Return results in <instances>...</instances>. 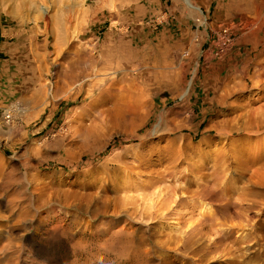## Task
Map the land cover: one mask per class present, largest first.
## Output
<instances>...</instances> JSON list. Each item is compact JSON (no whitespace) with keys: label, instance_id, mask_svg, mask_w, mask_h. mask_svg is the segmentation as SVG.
I'll return each mask as SVG.
<instances>
[{"label":"rangeland","instance_id":"374dc122","mask_svg":"<svg viewBox=\"0 0 264 264\" xmlns=\"http://www.w3.org/2000/svg\"><path fill=\"white\" fill-rule=\"evenodd\" d=\"M178 1L192 31L214 3L220 27L210 18L208 30L228 28L252 46L243 89L224 76L207 91L191 49L195 35L169 55L135 39L123 16L146 0H0V84L14 94L0 109V264H264V115L259 130L254 124L264 113V0H191L197 12ZM47 81L53 96L42 88ZM140 96L144 107L135 110ZM157 183L166 197L175 193L164 218L139 214L121 234L133 233L137 262L98 249L74 255L76 243L102 244L123 229L124 214H86L75 223L63 212L44 231L28 232L21 211L6 206L23 210L31 193L44 192L42 213L80 204L95 210L131 196L129 186ZM201 185L231 199L227 215L201 198ZM101 223L111 230L97 234ZM213 227L222 237L211 235L197 250L194 242Z\"/></svg>","mask_w":264,"mask_h":264},{"label":"bare ground","instance_id":"6f19581e","mask_svg":"<svg viewBox=\"0 0 264 264\" xmlns=\"http://www.w3.org/2000/svg\"><path fill=\"white\" fill-rule=\"evenodd\" d=\"M187 4V7L189 8L190 11L193 12H197L200 10L199 7H197L196 5H194L191 0H184ZM262 10L264 11V7L262 8ZM43 89H48V93L52 95V84L50 81H47V83L42 85ZM112 89V88H111ZM113 91H117L118 89L113 88ZM105 92L102 93V95H104ZM187 94V92L183 95L185 96ZM225 101L224 97H221L219 99V103H223ZM135 110H141L144 107L143 101L141 100V96L140 98L136 99V103H135ZM257 114L255 115L254 119H255V127L257 130H259L263 123H258L259 119H262L264 113L263 112H256ZM251 122V121H250ZM252 123V122H251ZM8 124H11V121L8 122ZM241 128H243L244 130H248L250 129V125L249 122H244V124L241 126ZM251 130V129H250ZM251 134V133H249ZM252 136H257V135H252ZM262 140V139H261ZM260 140V142H261ZM237 150V149H236ZM262 151H264V146L261 148V154L259 155V157L261 159L264 158V155L262 153ZM220 167L225 166V169L228 168L227 164H220ZM264 176V175H263ZM262 176V178L260 179L261 182L264 183V177ZM139 183H142V181H139ZM38 186V184H35ZM140 186H134L131 187L129 186L126 189H130L129 191H132V195L131 196H123L121 200H117L114 203V206H107V203H102L100 204L99 208H95V210H91L89 208V206H83L82 204L80 205H76L75 206V210L72 211H68L67 209H65V211H47L45 213H42L41 211H38V208L43 205L46 204L44 201V197L45 194L44 192H33L31 193L30 197L32 199L31 204L24 207L23 210H21L20 208H18L16 206L15 203L13 202H6V206L11 210L14 211L16 209L20 210L21 213L20 215L24 217V220L26 221L25 223V231H30L32 229H34L36 232L38 231H44L45 226H47L50 221H52L54 218H56L57 216H60L63 212L66 213L65 215H71L72 219L75 223H79L82 219L83 216H85L86 214H90V215H98L99 213H108L109 211H112V215L114 217L116 216H120V215H126L127 220L124 222L123 224V229H120V231H114L112 230V233L110 235V237L102 244L98 243H94L93 241H81L79 243H76L74 245L75 248V252L74 255L77 256L78 254H82V253H87L88 251H91L92 249H98L100 250H104V252L110 253V254H114L116 257L118 256H122L125 253H127L126 255V260H128L129 262L135 261L137 262V256H138V252L136 250V246H135V240L134 237H130L132 234L127 235V236H123L121 235L125 229H126V225L128 224V222L130 221H134L136 220V216L141 214L140 219L138 220H142V218L144 217H148L150 220H154L157 217L160 218H164V213L163 211L161 212V210L163 208H165L168 204H169V197H173L175 196V193H172L171 196L166 197L168 194V192H164V188L161 184L157 183V184H151V185H147V184H139ZM38 187H35V190H38ZM200 192L199 195L201 196L202 199L204 200H210V204H215V206H217V209L215 210L217 212V214L225 216L228 214V206L230 205V201L231 199L229 197H227V195H216V193L213 192V190L211 189L210 186H202L200 187ZM136 193V195H134ZM176 200V199H175ZM48 201V200H47ZM55 203V202H54ZM107 204V205H106ZM161 204V205H160ZM103 206V207H102ZM107 206V207H106ZM160 206V207H159ZM132 207V208H129ZM102 208H105V212H102ZM132 211H131V210ZM242 209V208H241ZM240 209V210H241ZM248 208H245V210H247ZM153 211H155L156 213H158L157 216L153 217ZM142 212V213H140ZM203 212H207L209 215H214V211H212L211 206L209 204H204L203 206ZM147 214V215H145ZM240 215L241 212H239ZM106 224L101 223L100 225L97 226V234L99 233H104V231H109L111 230V226L109 224H107V226H105ZM116 225V224H115ZM115 225L113 227H115ZM215 226H219V229L223 230L228 228L227 224L224 223L223 219H215ZM214 228V227H213ZM116 229V228H115ZM176 229V228H175ZM174 230V229H173ZM212 233H204L201 234L200 237L194 242V246L198 245V249L197 250H205L206 246L205 243L210 240L211 238H215L216 237L218 239H220L222 237V234L219 232L218 229H212L211 230ZM78 235L82 234V232H78ZM212 235V237L210 238V236ZM153 248V246H152ZM194 252V251H192ZM94 259V257H87V261H92ZM75 264H79V260L75 259ZM108 264L112 263V260L110 261H106Z\"/></svg>","mask_w":264,"mask_h":264},{"label":"crops","instance_id":"0c3cea01","mask_svg":"<svg viewBox=\"0 0 264 264\" xmlns=\"http://www.w3.org/2000/svg\"><path fill=\"white\" fill-rule=\"evenodd\" d=\"M141 5L137 6V12H125L122 20L123 25L136 31L135 39H138L141 43H151L153 41V48H160L159 50L165 52L169 51V55L175 46L177 49L182 50L183 46L188 44L190 38L195 35L196 38L199 37V40L196 39L198 43H194L195 46L191 49L193 58H200L201 63L197 62V69L200 74L199 78L203 79L205 84L208 85L207 91L218 89V85L221 83L220 79L224 76L229 80H233L232 86L234 89L241 90L244 88L246 72L250 70L251 49L249 48L252 46H244L237 40L236 45L227 55L215 59L210 55V51L214 47V33L217 31L210 29L212 36H210L211 32L209 30L205 32L192 31L191 25H189L192 18L178 0H146ZM213 5L214 3H210L205 6L202 14L209 19L212 18L213 21L210 25L218 29L220 27L218 18L221 12H216V7ZM235 36L237 37V35ZM1 37H3V34H1ZM3 87L0 84V109L6 106L14 95L13 92ZM15 88L16 91H19L18 87ZM200 95L207 98V93ZM203 97L201 96V99Z\"/></svg>","mask_w":264,"mask_h":264},{"label":"built area","instance_id":"2783aa9c","mask_svg":"<svg viewBox=\"0 0 264 264\" xmlns=\"http://www.w3.org/2000/svg\"><path fill=\"white\" fill-rule=\"evenodd\" d=\"M210 19L207 16H202V18L197 19L198 30L204 29L208 30ZM215 44L210 55L215 58H222L227 55L236 45L237 37L228 28H222L214 33ZM6 120L9 122L11 120V115H6Z\"/></svg>","mask_w":264,"mask_h":264},{"label":"trees","instance_id":"16d2710c","mask_svg":"<svg viewBox=\"0 0 264 264\" xmlns=\"http://www.w3.org/2000/svg\"><path fill=\"white\" fill-rule=\"evenodd\" d=\"M110 149V148H109Z\"/></svg>","mask_w":264,"mask_h":264}]
</instances>
